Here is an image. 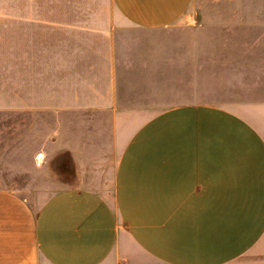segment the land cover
<instances>
[{"label": "crops", "instance_id": "1", "mask_svg": "<svg viewBox=\"0 0 264 264\" xmlns=\"http://www.w3.org/2000/svg\"><path fill=\"white\" fill-rule=\"evenodd\" d=\"M193 1L112 0L107 40L88 43L60 108L71 181L38 207L0 188V264H264V6L230 11L225 28L247 33L241 71L208 84L190 72L206 63L201 34L137 35L213 26L196 23ZM160 59L183 73L166 77L167 106Z\"/></svg>", "mask_w": 264, "mask_h": 264}, {"label": "rangeland", "instance_id": "2", "mask_svg": "<svg viewBox=\"0 0 264 264\" xmlns=\"http://www.w3.org/2000/svg\"><path fill=\"white\" fill-rule=\"evenodd\" d=\"M264 6V0H194L201 30L166 34L137 32L141 37L198 39L207 46L206 63H193L190 72H207V82L230 83L232 69L243 56L246 32L232 31L237 16L231 10ZM112 0H0V188L19 192L34 207L71 181L72 155L56 142L60 108L70 100L77 75L86 73L87 45L103 44L111 23ZM217 25V28H214ZM107 28V29H104ZM239 47L237 48L236 43ZM177 49L181 56V44ZM163 56L170 50L162 48ZM159 104L168 101L166 77H181V63L168 67L160 59ZM229 87L208 88L207 97L224 101ZM172 101L164 104L170 105ZM86 119V117L82 118ZM70 133V116H67Z\"/></svg>", "mask_w": 264, "mask_h": 264}]
</instances>
